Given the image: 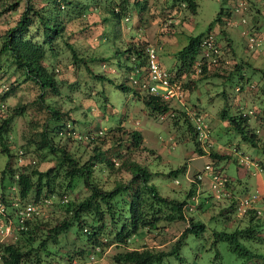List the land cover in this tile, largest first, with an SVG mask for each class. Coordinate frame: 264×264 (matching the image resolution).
<instances>
[{
  "label": "trees",
  "instance_id": "1",
  "mask_svg": "<svg viewBox=\"0 0 264 264\" xmlns=\"http://www.w3.org/2000/svg\"><path fill=\"white\" fill-rule=\"evenodd\" d=\"M173 1L196 12V0ZM20 2L13 0L8 4L9 9L17 14L14 22L2 34L0 65L3 63L8 68L12 67V73L19 71L24 80H31L39 89L37 98L40 106L35 108L37 117L31 120L39 129L34 131L29 142L37 152L42 151L40 159H48L49 164L39 166V161L29 156L26 149L28 144L19 145L12 136L10 120L22 113L24 106L9 107L4 104L5 95L14 88L11 84L0 95V152L7 156L4 166L0 168V264H41L50 254L60 257L51 246L73 223L76 224V234L85 233L87 241L94 244V252H90L89 259L95 252L101 253L104 245L112 243L118 247L113 254L117 262L158 264L172 254L182 259L180 248L187 234L203 235L208 224L216 223L207 224L201 218L200 213L206 209L204 204L208 203L211 204L210 219L221 216L223 221L220 228L216 224L211 225V244L215 247L216 256L219 255L218 241L227 240L230 250L243 258L242 264H264V195L239 212L240 186L233 182L240 184V179L222 174L215 166L220 159L228 157V152L227 149L220 152V145L215 146L214 138H211L208 110L198 105L200 102L185 104V100L178 97L166 99L158 94L137 91L126 83L128 64L123 78L117 83L118 87L131 92L152 112H168L174 107L172 99L179 104L182 122L188 132L186 138L194 143L198 155L207 153L212 158V162H207L211 165L209 178L214 180V175H218L223 179L217 190H213L215 192L211 188H200L202 179L197 177L198 172L186 178L188 183L179 181L177 173H185L187 169L183 163L165 173L173 176L174 181L173 186H169V193H161L158 185L152 181L159 171L136 159L138 150L147 149L141 130L126 129L123 118L107 123L108 127L97 121L96 133L80 130L84 124L91 123L90 117L85 114L86 109L83 117L76 115L79 104L74 92L79 87L80 77L88 74L102 82L111 80L93 66L94 62L102 63L104 57L85 51L92 44L87 40L86 31L98 25L96 36L105 34V14L109 13L113 17V29L117 32L114 38L119 36V23L126 15L128 0H24L19 9ZM235 9V6L222 4L206 30L190 35L187 43L176 52L178 75H187L191 69L194 72L197 60L200 61V70L189 75L191 83L196 84V81L213 75H230V71L226 74L219 71L221 68L218 64L223 59L220 45L215 42L218 51L211 49L206 55L204 49L207 46L202 44V39L214 26L221 28ZM175 10L178 11V7ZM91 15L97 18H91ZM168 25L169 28L164 32L161 30L160 35L172 31L174 23L169 21ZM222 31L225 32L224 29ZM130 35L131 38L135 37ZM82 37L85 41L80 43ZM230 39L228 37L226 43L233 51ZM147 43L149 40L145 36L128 41L122 38L121 46L126 59L134 55L141 64L144 63L143 48ZM64 52L68 60L66 66L75 76L72 80H63L59 76L60 68L57 65H63ZM261 70L264 78V70ZM238 82L249 81L241 74ZM103 91L99 89L97 94L101 97L99 110L105 113L108 106H112ZM182 91L187 93L183 87ZM221 93L226 98V91ZM240 102H235L237 111L231 113L222 107L217 114L222 122L225 121L223 125H233L245 140L261 147L264 153V138L258 133L257 126L251 123L252 115L257 114L256 109L254 105L244 109ZM196 115L201 117L200 127L207 130L208 136L204 139L200 138ZM206 146L210 151L205 150ZM147 152L152 153V150L148 148ZM238 160L237 166L244 165V158ZM260 168L264 170V155ZM81 189H86V192L81 193ZM202 190L206 191L203 200L200 197ZM257 193L254 190L248 194ZM28 202L36 205L37 212L21 222L18 210ZM48 205L53 208L57 205L63 210L61 217L53 224L49 217L39 213ZM178 219L186 220L188 226L169 249L148 246L144 242L136 245L145 233H159L167 224ZM6 226L13 231L9 239L2 237ZM227 226L231 228L227 229ZM84 250L81 247L79 252ZM61 258L72 264L73 252L67 250ZM82 259L86 260L87 257L83 255Z\"/></svg>",
  "mask_w": 264,
  "mask_h": 264
},
{
  "label": "rangeland",
  "instance_id": "2",
  "mask_svg": "<svg viewBox=\"0 0 264 264\" xmlns=\"http://www.w3.org/2000/svg\"><path fill=\"white\" fill-rule=\"evenodd\" d=\"M83 1L86 2L87 0ZM196 1L197 9L194 13L185 5H181L173 0H143L141 3L142 8H140L141 6L137 8L141 10L139 11L141 20L148 22V24L144 22L143 26H146L147 33L151 37L149 43L154 44L160 41L159 44L161 43L162 45L158 49L160 60L163 61L166 67H169L172 62L175 64L179 63V60L175 57L176 52L187 43L190 35L198 34L207 29L222 4L236 7L231 18L225 20L226 23L223 22L221 28L214 26L210 31L215 38V42L220 45L222 50L220 54L223 59L218 64L221 68L219 71L222 73L225 72L224 74L230 71V75L226 77L213 75L196 81V84H194L191 83L189 75H194L198 71L196 67L194 72L191 69L188 71L189 73L187 72V75L186 73H182L179 75V80L181 86L187 93H184L181 99L185 100V104L192 101L200 102L205 109L214 114L209 126L212 133L211 138H214L216 147L224 144L228 152V157L220 159L215 164L222 174L237 177V161L240 162L238 159L242 157L245 161L244 165L247 163L253 164L255 171H259L260 175L264 177V170L260 168V163H262V157L264 155L261 147L252 145L249 140H245L241 132L233 125H223L221 118L217 114L222 107L231 113L237 111L238 107L235 105V102L241 101L240 105L244 109H249L254 105L257 114L252 115L251 123L257 126L258 133L264 138V110H262V107H264V78L262 77L261 70H264V0H228V2L224 0ZM10 2H13V0H0V40L5 28L14 22L17 14V12L9 9L8 4ZM23 2L24 0H21L19 9L22 8ZM176 6L178 7V11L175 10L177 8ZM157 9L161 11V14L158 17H154L155 19L150 18L153 15V10L156 12ZM170 12L175 13L172 19L169 15ZM105 17L107 26L105 34L96 36L98 34L97 29L100 27L98 25H93L91 31H86L87 40L92 44H89L85 48V51L89 54L94 53L95 55L104 57L103 65L100 62H94L93 66L96 70L103 71L111 80L107 79L102 82L88 74L80 77L79 87L74 92L77 96L76 102L79 104L76 115L83 117V112L86 109L85 114L87 117H90L91 121L90 124H84L83 127L80 126L82 127L80 130L96 133L98 128L96 125L97 121L100 123L103 122V126L108 127L107 123L117 122L120 118H123L122 123L126 129L141 130L145 140L144 146L147 149L138 150L136 152V159L140 163L146 162L150 164L152 169L159 171L153 177L152 181L158 185L161 193H169V186H173L174 177L166 175L165 173L167 171L185 163L187 165L185 173L179 172L176 177L179 181H186L188 183L186 178L202 170L205 163L212 162V158L210 154L199 156L194 150V143L186 138L188 132L182 122V115L178 109L179 104L176 101L172 99L171 103L174 107L166 113L152 112L131 92L124 91L118 87L117 83L123 78L126 65L128 64V60L122 51L121 39L125 37V25H130L131 19H121L120 26L122 28V35L114 38L116 31L113 29V17L109 13H106ZM91 18L94 19L97 16L91 15ZM169 21L174 23V27H171V32H165V34H168L167 36L162 37L160 32L161 30L164 32L169 28ZM102 31L104 32V29ZM249 32L253 35L249 36ZM228 37L231 38L230 42L232 43L230 44L233 51L230 45L226 43ZM82 41H85L83 37L79 42L81 43ZM65 56L66 52L62 56L63 60L61 63L63 65L56 64L60 68L58 71L59 76L63 80H72L75 76L72 70L66 66L68 60H66L67 58ZM11 69L12 67L8 68L3 63L0 65V95L4 94V88H9L12 84L14 88L9 89V92L5 95L3 100L4 104L9 107L24 106V111L14 115L10 120L12 136L19 145L28 144L26 149L28 150L29 156L39 161V166L44 167L49 164V160L46 158L44 160L42 158L40 159L42 151L37 152L34 149V145L29 142L32 134L39 129L36 124L31 122V120H35L37 117L35 108L40 106L37 98L39 89L31 80H24L19 71L12 73ZM61 70L62 72L60 73ZM241 74L249 81L248 83H242L243 87L238 82ZM99 89L104 90L103 92L108 97L112 106H108L107 112L105 113L99 110L98 104L101 98L97 94V90ZM223 90L226 91V98L222 96L221 92ZM176 118L177 121H175ZM105 121L107 122L105 123ZM148 148L152 150V153H149L150 155L147 152ZM205 148L206 151H210L207 146ZM6 159V154L0 152V168L4 166ZM248 168L253 169L251 166H248ZM250 174V176L241 179L244 184L247 185L248 183L249 188L252 189L251 191H254L256 181L255 173ZM201 179V189L205 188V190H209L211 188L212 191L214 190L211 186L209 174L203 175ZM233 183H237L240 186L238 182ZM80 192L85 193L86 189H81ZM205 192L202 190L200 194L202 200ZM239 193L243 197V195H248L249 191L242 188ZM263 195L264 192L258 191L256 199L261 198ZM204 205L206 209L200 213L201 218L207 224L210 222L216 223L208 224L203 235H196L193 232L187 234L185 242L182 243L180 248V255L184 258L181 259L172 254L166 256L158 264L243 263V258L230 250L227 240L218 241L217 249L219 250V255L216 256L215 247L211 244V225L216 224L215 226L220 228L223 221L221 216L210 219L209 208L211 204ZM62 211V208L57 205L55 208L49 207L48 205L43 211L40 210L39 213H43V215L49 217L53 224L61 217ZM243 211L239 210V212ZM186 226H188L186 220H175L173 223L163 227V231L159 233H145L138 240L139 242H136V245L144 242L148 246L169 249ZM230 228V226H227V229ZM75 230L76 224L73 223L70 229L61 233L59 240L52 244V249L56 251L54 253L59 254L60 257L57 258V256L50 254L46 257L47 260L44 259L41 264H68L64 258H61L62 256L64 257L67 250L73 252L72 262L74 264H131L128 262H117L113 259V254L118 250V247L113 243L104 245L101 253L98 254V252H95L89 259L90 252L91 254L94 252V244L87 241V235L85 233L76 234ZM4 233L2 236L3 239H9L13 235L10 227L7 230L5 229ZM81 247L85 248L82 253L79 252ZM83 255L87 257L86 260L82 259Z\"/></svg>",
  "mask_w": 264,
  "mask_h": 264
},
{
  "label": "built area",
  "instance_id": "3",
  "mask_svg": "<svg viewBox=\"0 0 264 264\" xmlns=\"http://www.w3.org/2000/svg\"><path fill=\"white\" fill-rule=\"evenodd\" d=\"M215 38L211 32H207L202 39V44L206 45L207 48L204 49V54L209 55L211 49L218 51L215 47ZM143 55L145 57V62L140 63L134 55H130L128 59L129 71L126 78V83L135 88L137 91H147L149 93L158 94L163 98L184 96L182 91L181 83L179 80V75L174 67H166L160 60L157 48L152 43L145 44L143 48ZM200 61L197 60L195 67L200 70ZM192 114H195L193 112ZM200 116L196 115V122L198 124L200 138L204 139L208 136L207 130L200 127ZM211 170L210 163H205L202 170L197 171V177L202 178L203 175L209 174ZM195 174V173H194ZM193 174V175H194ZM213 181V182H212ZM223 179L214 175V180H211V186L214 190H217L218 186L221 185ZM257 194L243 195L239 199V210H244L246 207L251 206L253 201H256ZM19 221H23L26 217L37 212L36 205L32 202L24 204L18 210ZM9 226L5 229L7 230ZM74 264V262L72 263Z\"/></svg>",
  "mask_w": 264,
  "mask_h": 264
},
{
  "label": "crops",
  "instance_id": "4",
  "mask_svg": "<svg viewBox=\"0 0 264 264\" xmlns=\"http://www.w3.org/2000/svg\"><path fill=\"white\" fill-rule=\"evenodd\" d=\"M143 0H128V4H127V9L125 11V16L122 17L121 19H126V20H129L131 19V23L130 25H125V37L123 38L124 40L128 41L130 39H136L138 36H145L149 41H150V35L147 33V28H145L143 25H144V20H141V14L137 7L138 6H141V3H142ZM173 12V11H172ZM153 15H151L150 18H154V17H158L159 14H161V11L159 9H157V11L155 12L153 10ZM173 14V15H172ZM170 17L171 19L175 16V13H171L170 12ZM121 19H120V23H121ZM155 19V18H154ZM120 23H119V28H120V35H122V28L120 26ZM145 24H148V22H145ZM132 30H134L132 32ZM132 34V35H135V37H132L131 38V35L129 36V34ZM168 34H164V35H161L162 37H165L167 36ZM160 39V38H159ZM157 41V40H155ZM175 41V40H174ZM160 42V41H159ZM159 42H155V46L157 48V51L158 49L162 46L161 43L159 44ZM158 43V45H157ZM163 63V61H161ZM164 65V63H163ZM169 67H174V68H177V64H175L174 62H172L171 66ZM198 103V102H197ZM198 105L202 106L203 105L201 103H199ZM204 108V107H203ZM205 109V108H204ZM213 114L211 112L208 111V118L210 121L213 120ZM225 123V121H223ZM221 148H219V151L220 152H223L226 150L225 148V145H220ZM203 155H208V154H203ZM199 156H202V155H199ZM249 166H251L253 169L251 170L250 168H248V166L246 165H240L237 167V178L240 179V187L239 190H241L242 188H244L246 191H251L252 189L249 188L248 186V183L247 185L243 183L242 179L241 178H246L248 176H250L252 174L255 175V187H254V190L256 191H259V192H264V177H262L260 175V172L258 171H255L254 167L252 166V164H250ZM233 178V177H231ZM234 180V179H233Z\"/></svg>",
  "mask_w": 264,
  "mask_h": 264
}]
</instances>
